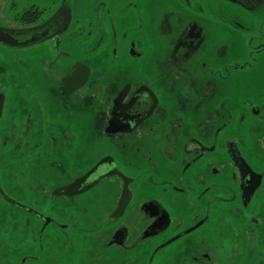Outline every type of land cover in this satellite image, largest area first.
<instances>
[{"label": "flooded vegetation", "instance_id": "flooded-vegetation-1", "mask_svg": "<svg viewBox=\"0 0 264 264\" xmlns=\"http://www.w3.org/2000/svg\"><path fill=\"white\" fill-rule=\"evenodd\" d=\"M20 1H5L0 26L34 28L62 7L70 21L32 45L0 42V215L72 246L68 230L88 229L81 264H264V152L241 146L264 105L229 78L241 59L209 57L206 27L178 18L148 64L144 0ZM253 12L239 33L263 39Z\"/></svg>", "mask_w": 264, "mask_h": 264}, {"label": "rangeland", "instance_id": "rangeland-1", "mask_svg": "<svg viewBox=\"0 0 264 264\" xmlns=\"http://www.w3.org/2000/svg\"><path fill=\"white\" fill-rule=\"evenodd\" d=\"M5 1L0 0V10L3 6L5 9ZM187 1L144 0L143 20L145 21L146 28L147 63L150 64L155 61L159 54V41L164 46L166 44V39L162 42L161 37L170 35L168 30L176 24L178 18L190 19L194 23L205 26L210 38L213 39V41L208 42L206 48L209 57L214 54H220L223 58L227 59L231 57L234 60L236 56L241 59L244 67L238 69V75L235 73L236 70H230L231 75L229 78L242 81L243 90L241 93L245 100L262 103L264 105V38L259 39L257 34L249 36L239 33V31H245L244 29L249 24L250 17L247 13L255 11L256 13L264 14V7L262 8L264 3L258 5L255 0H248L249 3L247 0H243L248 3V6H254L252 8L253 11L245 8L246 12L244 11L243 13L242 10L238 9L236 4H231L235 0H200L201 3L199 0H189L190 4ZM226 1L233 6L224 3ZM17 2V9L15 11H20L21 1L17 0ZM218 21L226 22L227 26L218 23ZM238 24L242 25L243 28H239ZM110 37V33H107L104 41L106 49L109 48L108 41ZM228 37L230 38L227 42L228 48H217L216 41L223 38L228 40ZM0 49H3L2 46H0ZM9 62L10 60L7 56L0 52V63L5 64ZM228 63L231 62L228 61ZM232 89L229 85L227 88L228 94L231 93ZM255 117L257 118V115ZM262 117L261 120L254 121L246 117L243 121L245 129L241 146L247 157L254 158L255 153L264 152V108ZM256 126H259V130L254 128ZM27 217V214L16 212H8V214L0 215V224L6 223L3 226L0 225V255H14L17 256L18 260L24 256L38 257L37 259L28 258L25 264H81V262H88L84 258L82 251L91 242L87 241L91 237V231L85 228L69 229L68 233L72 240V246L68 241H64L65 234H62L60 229L55 230L54 228H49L42 236L38 231L31 232L27 227L16 224H22ZM48 237H53L55 242L50 243ZM87 257H91L88 252ZM60 259L63 263H59ZM159 263L167 264L162 261V258H160ZM168 264L174 263L170 262Z\"/></svg>", "mask_w": 264, "mask_h": 264}, {"label": "water", "instance_id": "water-1", "mask_svg": "<svg viewBox=\"0 0 264 264\" xmlns=\"http://www.w3.org/2000/svg\"><path fill=\"white\" fill-rule=\"evenodd\" d=\"M62 20V18H64ZM70 21V9L60 8L54 16L47 20L44 24L34 28H7L0 26V42L8 46H28L43 41L51 33L54 27L61 24L62 30H65ZM1 110V109H0ZM125 199H122V205Z\"/></svg>", "mask_w": 264, "mask_h": 264}]
</instances>
